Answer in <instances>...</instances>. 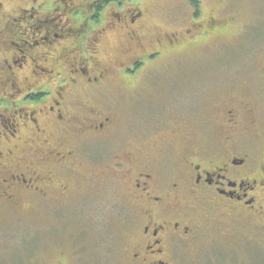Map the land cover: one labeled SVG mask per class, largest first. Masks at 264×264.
I'll return each mask as SVG.
<instances>
[{"label":"flooded vegetation","instance_id":"flooded-vegetation-1","mask_svg":"<svg viewBox=\"0 0 264 264\" xmlns=\"http://www.w3.org/2000/svg\"><path fill=\"white\" fill-rule=\"evenodd\" d=\"M19 1L0 0V207L46 205L74 219L100 170L98 188L127 211L122 264H197L218 245L264 246V160L248 149L264 128V60L260 90L231 93L240 82L229 78L204 91L213 96L204 115L140 127L125 107L149 90L133 78L142 65L222 21L150 42L140 0ZM116 36L123 58L107 62ZM152 87L155 104L182 91Z\"/></svg>","mask_w":264,"mask_h":264},{"label":"rangeland","instance_id":"rangeland-1","mask_svg":"<svg viewBox=\"0 0 264 264\" xmlns=\"http://www.w3.org/2000/svg\"><path fill=\"white\" fill-rule=\"evenodd\" d=\"M140 1L150 14L146 34L150 42L163 32L183 34L194 21L208 29V21L220 20L225 29L185 38L181 50L173 48L169 54L164 52L142 65L133 78L135 85L144 83V89L149 90L143 95L134 93L125 107L128 115L135 117L133 122L137 126L153 124L158 115L164 114L190 118L204 115L208 110L206 104L213 98L204 91L211 84L227 82L229 78L240 82L237 89L227 87L231 93L260 90L256 66L264 60V0H198L197 5L194 0H161L159 4L156 0ZM16 5L27 7L26 0ZM194 8L199 11L197 17L193 16ZM110 37L106 42L116 41L106 61L117 63L123 58L125 45L118 41L121 40L118 36ZM161 47L168 51V44ZM153 84L161 90L175 87L182 91L174 92V99L171 95L162 104H155L151 101L153 96H146L154 90ZM142 105L148 110H143ZM253 140L248 144L249 151L264 160V128L254 134ZM102 177L106 174L100 170L93 174L91 205L81 204L74 219L61 216L66 209L46 205L28 204V209L20 213L0 207V264H122L119 246L127 211L124 203L117 201L113 189L111 196H106L98 188L104 185ZM117 185L111 183L110 187ZM201 257L197 264H264V246L253 249L251 245H243L241 249L229 250L218 245L204 251Z\"/></svg>","mask_w":264,"mask_h":264},{"label":"trees","instance_id":"trees-1","mask_svg":"<svg viewBox=\"0 0 264 264\" xmlns=\"http://www.w3.org/2000/svg\"><path fill=\"white\" fill-rule=\"evenodd\" d=\"M198 2H199L198 0H194V1H193L194 5H197ZM196 7H197V6H196Z\"/></svg>","mask_w":264,"mask_h":264}]
</instances>
